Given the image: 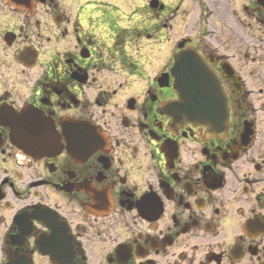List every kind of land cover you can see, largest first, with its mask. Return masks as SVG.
I'll list each match as a JSON object with an SVG mask.
<instances>
[{"label":"flooded vegetation","instance_id":"1","mask_svg":"<svg viewBox=\"0 0 264 264\" xmlns=\"http://www.w3.org/2000/svg\"><path fill=\"white\" fill-rule=\"evenodd\" d=\"M187 49L223 124L173 116ZM20 256L264 264V0H0V264Z\"/></svg>","mask_w":264,"mask_h":264},{"label":"water","instance_id":"2","mask_svg":"<svg viewBox=\"0 0 264 264\" xmlns=\"http://www.w3.org/2000/svg\"><path fill=\"white\" fill-rule=\"evenodd\" d=\"M189 50V51H188ZM186 51H180L175 57V73L176 85L179 88V102L175 103L172 108L173 116L177 118H183L189 116L190 118H196L206 123L220 125L223 124L228 116L227 101L224 93L219 87V83L215 81L210 73L208 67L200 59L198 54L193 49ZM184 53H190V58L185 60L183 57ZM189 62L192 65L198 64L201 69L198 79L195 82H190L193 86L188 89L185 88L184 78L188 74L184 72L185 62ZM191 67V66H190ZM192 68V67H191ZM185 88V89H184ZM31 122V121H30ZM28 123V122H27ZM40 122L38 125L24 124L31 127L30 133L33 135V131L36 129L40 132H49V125ZM45 130H41L40 127ZM17 127V125H15ZM19 132V131H18ZM32 142V140H30ZM20 146L23 143L22 139L16 141ZM41 142L48 143L49 139L44 137ZM23 264V263H16ZM30 264V263H29Z\"/></svg>","mask_w":264,"mask_h":264},{"label":"rangeland","instance_id":"3","mask_svg":"<svg viewBox=\"0 0 264 264\" xmlns=\"http://www.w3.org/2000/svg\"><path fill=\"white\" fill-rule=\"evenodd\" d=\"M142 1H144V0H142ZM180 36H182V34L180 32H178V34L176 35V38H179Z\"/></svg>","mask_w":264,"mask_h":264}]
</instances>
